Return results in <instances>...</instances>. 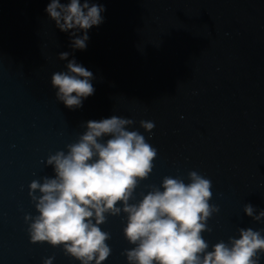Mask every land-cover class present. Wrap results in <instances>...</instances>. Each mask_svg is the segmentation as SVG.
Returning <instances> with one entry per match:
<instances>
[{
    "label": "water",
    "instance_id": "95a60500",
    "mask_svg": "<svg viewBox=\"0 0 264 264\" xmlns=\"http://www.w3.org/2000/svg\"><path fill=\"white\" fill-rule=\"evenodd\" d=\"M48 3L0 0V264L50 256L79 264L62 248L30 242L24 216L38 213L29 184L54 176L48 155L76 142L81 125L113 115L134 120L128 130L157 149L131 202L165 176L188 183L197 171L212 181L210 203L220 209L203 233L209 250L240 228L264 229L243 211L264 210V0H90L105 11L83 50L50 19ZM62 52L94 76L95 92L78 109L51 86L52 74L67 70ZM141 120L155 123L151 133ZM125 225L121 214L100 226L111 235L104 264H127Z\"/></svg>",
    "mask_w": 264,
    "mask_h": 264
},
{
    "label": "clouds",
    "instance_id": "9594fccd",
    "mask_svg": "<svg viewBox=\"0 0 264 264\" xmlns=\"http://www.w3.org/2000/svg\"><path fill=\"white\" fill-rule=\"evenodd\" d=\"M45 11L60 31L71 30L72 47L83 50L88 30L103 22L105 9L90 0H49ZM81 30L84 35L78 37ZM58 58L68 62L66 71L51 76L56 99L78 109L95 92L93 73L69 60L68 52ZM134 123L117 115L89 120L66 151L48 155L46 166L52 167L54 176L29 184L28 195L38 213L24 216L30 242L62 248L79 264H104L112 253L107 243L111 235L100 226L109 216L124 214L123 235L133 245L122 253L127 264H260L264 229L240 228L238 238L221 240L209 250L203 233L211 232L207 222L220 209L210 203L212 181L197 171L188 172V183L182 177L165 176L159 187L150 186L138 202H131L157 158V149L144 135L128 130ZM140 127L151 133L155 123L141 120ZM243 211L254 221L264 220V210L257 214L251 204H245ZM54 259L46 257L43 264H53Z\"/></svg>",
    "mask_w": 264,
    "mask_h": 264
}]
</instances>
